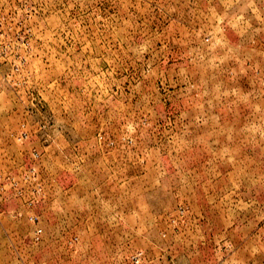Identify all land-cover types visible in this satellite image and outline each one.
<instances>
[{
	"label": "rangeland",
	"instance_id": "rangeland-1",
	"mask_svg": "<svg viewBox=\"0 0 264 264\" xmlns=\"http://www.w3.org/2000/svg\"><path fill=\"white\" fill-rule=\"evenodd\" d=\"M0 264H264V0H0Z\"/></svg>",
	"mask_w": 264,
	"mask_h": 264
},
{
	"label": "built area",
	"instance_id": "built-area-1",
	"mask_svg": "<svg viewBox=\"0 0 264 264\" xmlns=\"http://www.w3.org/2000/svg\"><path fill=\"white\" fill-rule=\"evenodd\" d=\"M41 232V229L40 228H37L36 230H35V235H36V237L38 236V234Z\"/></svg>",
	"mask_w": 264,
	"mask_h": 264
}]
</instances>
